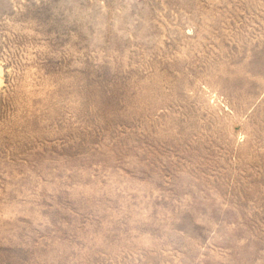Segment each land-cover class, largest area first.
Segmentation results:
<instances>
[{
  "label": "rangeland",
  "instance_id": "obj_1",
  "mask_svg": "<svg viewBox=\"0 0 264 264\" xmlns=\"http://www.w3.org/2000/svg\"><path fill=\"white\" fill-rule=\"evenodd\" d=\"M0 264H264V0H0Z\"/></svg>",
  "mask_w": 264,
  "mask_h": 264
}]
</instances>
